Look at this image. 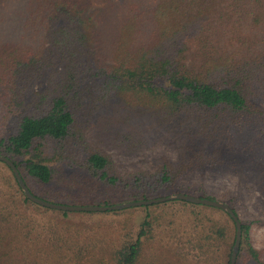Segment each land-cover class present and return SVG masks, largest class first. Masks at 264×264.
<instances>
[{"label": "trees", "instance_id": "trees-1", "mask_svg": "<svg viewBox=\"0 0 264 264\" xmlns=\"http://www.w3.org/2000/svg\"><path fill=\"white\" fill-rule=\"evenodd\" d=\"M0 2V155L35 196L67 205L175 193L224 202L242 223L237 264H264L253 237L261 222L241 217L236 194L217 196L192 181L199 170L237 174L245 134L264 135V0ZM117 99L194 142L177 160L123 168L85 135ZM139 210L147 215L136 223ZM110 213L123 217L119 232L96 234L92 219ZM235 240L226 212L186 201L45 208L0 161V264H163L165 253L181 264H231Z\"/></svg>", "mask_w": 264, "mask_h": 264}, {"label": "rangeland", "instance_id": "rangeland-1", "mask_svg": "<svg viewBox=\"0 0 264 264\" xmlns=\"http://www.w3.org/2000/svg\"><path fill=\"white\" fill-rule=\"evenodd\" d=\"M85 135L93 145L108 152L127 170L151 167L164 156L177 160L186 151V147L194 142L186 130L175 124L161 122L148 113L139 112L129 101L121 99L105 107ZM244 138L248 149L246 154L239 155L237 159V174L216 169L199 170L193 173L192 181L204 184L217 196L227 191L236 194V205L241 217L261 222L255 223L253 237L256 247L264 248V135L249 132ZM60 168L78 181H86L88 178L81 170L67 166ZM146 215L145 210H139L135 211L132 218L140 223ZM122 218L110 213L95 216L91 223L96 234L115 235L120 230ZM159 248L157 244L153 247L156 251ZM164 259L163 264H181L167 253Z\"/></svg>", "mask_w": 264, "mask_h": 264}, {"label": "water", "instance_id": "water-1", "mask_svg": "<svg viewBox=\"0 0 264 264\" xmlns=\"http://www.w3.org/2000/svg\"><path fill=\"white\" fill-rule=\"evenodd\" d=\"M0 161L3 163H6L11 168L26 198H28L30 201L40 206L53 209V210H57V211L72 212V213L121 211L125 209L150 206L153 204H161V203H166V202L176 201V200L186 201V202H189L195 205H203V206L213 207L216 209L223 210L232 218L236 226V240H235V244L232 250L231 264H237V256L240 250L241 240H242V223L239 217L236 215V213L232 210V208L224 202L195 197V196L183 194V193H175L169 196L160 197L156 199L125 202V203H119V204H115L111 206L67 205V204L54 203V202L41 199L35 196L30 191L29 187L26 185L24 179L22 178L20 171L18 170V168L16 167V165L14 164L12 160H10L9 158L3 155H0Z\"/></svg>", "mask_w": 264, "mask_h": 264}]
</instances>
